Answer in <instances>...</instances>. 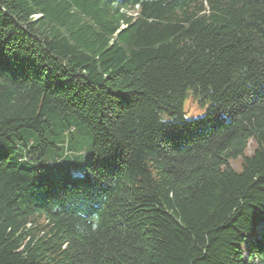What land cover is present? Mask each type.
<instances>
[{
    "label": "trees",
    "instance_id": "1",
    "mask_svg": "<svg viewBox=\"0 0 264 264\" xmlns=\"http://www.w3.org/2000/svg\"><path fill=\"white\" fill-rule=\"evenodd\" d=\"M0 264H264V0H0Z\"/></svg>",
    "mask_w": 264,
    "mask_h": 264
},
{
    "label": "rangeland",
    "instance_id": "2",
    "mask_svg": "<svg viewBox=\"0 0 264 264\" xmlns=\"http://www.w3.org/2000/svg\"><path fill=\"white\" fill-rule=\"evenodd\" d=\"M184 109H185V114L187 117H192V116H198L202 115L204 113V108H200L195 104L192 99H186L185 104H184ZM76 141L83 145L82 147V153L84 152V156L82 159L79 160V165L84 163L86 159L89 158V138L83 134L80 133V135L75 134ZM253 150V144L250 142L248 145V148L245 152L246 155L250 154ZM241 158H237L233 161H231V165L235 168L238 169L241 165Z\"/></svg>",
    "mask_w": 264,
    "mask_h": 264
}]
</instances>
